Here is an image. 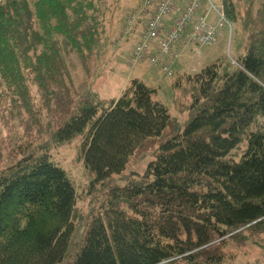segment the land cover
<instances>
[{
	"label": "trees",
	"instance_id": "trees-1",
	"mask_svg": "<svg viewBox=\"0 0 264 264\" xmlns=\"http://www.w3.org/2000/svg\"><path fill=\"white\" fill-rule=\"evenodd\" d=\"M252 3L236 63L219 56L183 78L180 128L137 77L116 97L79 93L69 54L84 61L98 39L93 0L0 2V122L24 130L11 145L0 136V264H222L227 241L264 238V0ZM78 134L96 181L154 158L106 188L75 240V186L49 149Z\"/></svg>",
	"mask_w": 264,
	"mask_h": 264
},
{
	"label": "rangeland",
	"instance_id": "rangeland-1",
	"mask_svg": "<svg viewBox=\"0 0 264 264\" xmlns=\"http://www.w3.org/2000/svg\"><path fill=\"white\" fill-rule=\"evenodd\" d=\"M2 1L4 0H0V2ZM93 1L99 9L96 25L98 39L91 48L92 52L84 55V61L74 52L69 54L72 79L79 93L81 95H84L83 93H95L97 97L107 99L116 97L130 78L138 77L146 85L156 86L157 99L168 107L170 116L175 117L180 128H182L188 119V112L185 107L186 100L182 93V86L185 83L183 78L187 74L198 72L203 66L211 63L219 56H225L236 63V59L242 50L243 34L240 24L242 14L250 1L253 2L250 6L253 11L258 7L261 0H229L234 4L235 19L232 20L226 15L224 7V15L228 24L219 29L214 44L200 49L199 56H195L192 50L185 48L177 62L179 65L173 67L172 75L165 74L158 66L151 67L145 60L131 67L128 60L134 44V37L131 34L124 36L123 41L117 45H112L119 38L129 12L135 9L142 0ZM186 1L178 0L177 3L182 5ZM215 3L218 5L219 1L216 0ZM141 25L143 26L142 21L135 25L134 29H138ZM13 124L11 129L7 130L0 122V136L3 146L14 144L19 136H24L22 125L16 121ZM82 135L78 134L70 141L56 146L52 145L49 149L51 160L65 170L75 186L76 201L73 217L75 240H78L84 232L90 215L94 211L100 210L101 206L104 205L106 188L109 185L121 186L131 176L143 174L148 163L154 158L152 151L148 149L133 156L122 173L114 174L107 181H96L82 160ZM46 141L45 135H36L35 143ZM253 235L249 232L244 234V236ZM253 237L256 239L245 240L242 243L238 239L227 241L223 248L226 249L229 256L222 264H264V238L258 239V236L255 235Z\"/></svg>",
	"mask_w": 264,
	"mask_h": 264
},
{
	"label": "built area",
	"instance_id": "built-area-1",
	"mask_svg": "<svg viewBox=\"0 0 264 264\" xmlns=\"http://www.w3.org/2000/svg\"><path fill=\"white\" fill-rule=\"evenodd\" d=\"M215 1L188 0L170 24L165 25L178 0H142L129 12L119 38L112 45L123 41L124 36L134 34L135 25L142 21V29L129 54L130 66L145 60L172 75L185 48L199 56L200 49L214 44L219 29L228 24L224 0H218V5Z\"/></svg>",
	"mask_w": 264,
	"mask_h": 264
},
{
	"label": "crops",
	"instance_id": "crops-1",
	"mask_svg": "<svg viewBox=\"0 0 264 264\" xmlns=\"http://www.w3.org/2000/svg\"><path fill=\"white\" fill-rule=\"evenodd\" d=\"M188 1V0H187ZM186 1V2H187ZM185 2V3H186ZM184 3V4H185ZM184 4H182V5H180V4H178V3H176V6H175V8H174V10L171 12V14L168 16V18L166 19V24L165 25H169L170 24V22H171V20L180 12V9H182V7H183V5ZM141 29H142V25H141V27H139L138 29H134V31H135V33L134 34H132V36L134 37L133 38V42H135L136 40H137V38H138V33L141 31ZM220 32H221V30H220ZM221 34H222V32H221ZM154 48V47H153ZM199 59V58H198ZM179 65V63H176L175 65H174V67L175 66H178ZM135 66V65H134ZM134 66H131V67H134ZM152 67V66H151ZM147 73V72H146ZM138 78V77H137ZM140 79V78H139ZM142 80V79H141ZM152 87H155L156 88V86H152Z\"/></svg>",
	"mask_w": 264,
	"mask_h": 264
},
{
	"label": "bare ground",
	"instance_id": "bare-ground-1",
	"mask_svg": "<svg viewBox=\"0 0 264 264\" xmlns=\"http://www.w3.org/2000/svg\"><path fill=\"white\" fill-rule=\"evenodd\" d=\"M226 17V16H225Z\"/></svg>",
	"mask_w": 264,
	"mask_h": 264
}]
</instances>
